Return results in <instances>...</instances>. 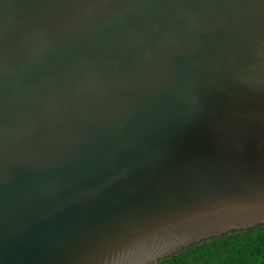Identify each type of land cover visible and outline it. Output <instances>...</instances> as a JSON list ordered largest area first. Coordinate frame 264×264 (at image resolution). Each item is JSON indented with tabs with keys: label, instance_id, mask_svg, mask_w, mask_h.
Instances as JSON below:
<instances>
[{
	"label": "water",
	"instance_id": "water-1",
	"mask_svg": "<svg viewBox=\"0 0 264 264\" xmlns=\"http://www.w3.org/2000/svg\"><path fill=\"white\" fill-rule=\"evenodd\" d=\"M260 225L264 0H0V264Z\"/></svg>",
	"mask_w": 264,
	"mask_h": 264
},
{
	"label": "trees",
	"instance_id": "trees-1",
	"mask_svg": "<svg viewBox=\"0 0 264 264\" xmlns=\"http://www.w3.org/2000/svg\"><path fill=\"white\" fill-rule=\"evenodd\" d=\"M231 233L194 245L158 264H264V225Z\"/></svg>",
	"mask_w": 264,
	"mask_h": 264
}]
</instances>
